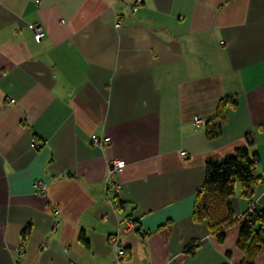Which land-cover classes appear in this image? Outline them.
<instances>
[{"label":"crops","instance_id":"1","mask_svg":"<svg viewBox=\"0 0 264 264\" xmlns=\"http://www.w3.org/2000/svg\"><path fill=\"white\" fill-rule=\"evenodd\" d=\"M240 146L259 183L236 218L264 209V0H0V264H240L239 225L219 242L193 215L206 161Z\"/></svg>","mask_w":264,"mask_h":264},{"label":"trees","instance_id":"2","mask_svg":"<svg viewBox=\"0 0 264 264\" xmlns=\"http://www.w3.org/2000/svg\"><path fill=\"white\" fill-rule=\"evenodd\" d=\"M237 103L236 98L230 97H222L218 101L213 119L216 125L207 129L208 139L220 134L219 122L226 119L227 109L236 107ZM257 165L256 155H251L246 146L236 147L232 154L222 159H208L203 184L194 203V219L205 221L219 242L225 240L229 227L239 225L237 246L243 253L240 264H254L264 245V209L247 210L236 218L230 198L235 195L237 185L242 197H252L259 183ZM114 199L119 207L120 201L116 197ZM28 232L29 226H26L22 240L26 239ZM193 249L194 246L189 245L185 252H192Z\"/></svg>","mask_w":264,"mask_h":264},{"label":"built area","instance_id":"3","mask_svg":"<svg viewBox=\"0 0 264 264\" xmlns=\"http://www.w3.org/2000/svg\"><path fill=\"white\" fill-rule=\"evenodd\" d=\"M120 26H121V23L117 22L116 27H120ZM28 28L31 30V32L33 33V36L36 40H41L45 36V30L40 23H29ZM12 101L13 100L11 99V102ZM193 123L197 127L205 125V121L203 119H200L199 117H194ZM109 141H110V137H107V136L106 137H99L96 134H92L90 137V143L94 146H102ZM185 154L186 153L184 151L181 152V155L185 156ZM124 167H125V162L121 159H111L109 161L108 176H107L105 186H104L107 191H111V190L116 191L117 184H116L113 176L117 172L121 171ZM47 184H48L47 180L39 179V180L34 182L33 187H34L36 192L43 194L46 191ZM252 209H254V208L252 205H250V208L248 210H252ZM58 213H59L58 210H55L54 214L57 215ZM133 226H134L133 221L129 218H125L121 223L120 230L125 232V231H128L129 229H131ZM108 241L110 242V244L112 245V247L114 249V258L116 260L124 258L126 253H125L123 241L120 238L119 234L118 233H110L108 235ZM166 264H173V262L168 261Z\"/></svg>","mask_w":264,"mask_h":264}]
</instances>
